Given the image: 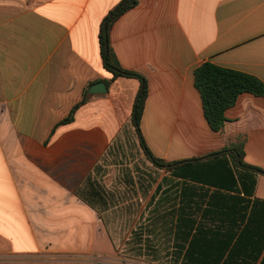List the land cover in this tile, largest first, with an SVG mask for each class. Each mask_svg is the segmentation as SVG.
<instances>
[{"label": "crops", "instance_id": "0c3cea01", "mask_svg": "<svg viewBox=\"0 0 264 264\" xmlns=\"http://www.w3.org/2000/svg\"><path fill=\"white\" fill-rule=\"evenodd\" d=\"M121 1L0 0V264H180L184 215L214 193L264 200V175L230 154L170 170L145 157L140 81L113 78L98 43ZM136 1L108 41L145 80L148 151L171 163L242 142L244 164L264 170V94L241 93L214 132L193 76L208 62L264 84V0Z\"/></svg>", "mask_w": 264, "mask_h": 264}, {"label": "trees", "instance_id": "16d2710c", "mask_svg": "<svg viewBox=\"0 0 264 264\" xmlns=\"http://www.w3.org/2000/svg\"><path fill=\"white\" fill-rule=\"evenodd\" d=\"M136 4V0H122L118 7L107 14L99 29L98 43L103 68L110 72L113 78L131 77L140 81L133 106L132 124L145 157L155 167L170 170L210 157L230 154L237 167L264 175V170L244 164L242 142L231 143L229 147L209 156L171 163L155 158L148 151L139 129L140 117L147 96L145 80L134 72L120 68L108 41L109 29L115 19ZM193 76L205 119L214 132H222L226 122L224 112L234 105L241 93H250L255 96L264 94V84L257 78L220 68L208 62L197 67ZM85 98L84 93L79 104L83 103ZM78 105L71 109L69 115L61 122L62 124L72 120ZM242 187L246 194L251 195L252 190L248 192L245 183ZM201 196L199 202L190 200V205H193L196 210L200 209L198 207L202 205L206 193H201ZM184 216L188 217L182 219L187 229L177 234H179L178 239L183 243H188V246L186 249L184 245L181 246L184 249V255L180 264H264V200L250 201L234 195L214 193L209 197L206 209L201 214L190 212ZM261 255V259L257 262Z\"/></svg>", "mask_w": 264, "mask_h": 264}, {"label": "water", "instance_id": "95a60500", "mask_svg": "<svg viewBox=\"0 0 264 264\" xmlns=\"http://www.w3.org/2000/svg\"><path fill=\"white\" fill-rule=\"evenodd\" d=\"M105 90V86L103 83H98V84H95L94 86H92V88H90V92L91 93H95L96 91H104Z\"/></svg>", "mask_w": 264, "mask_h": 264}, {"label": "rangeland", "instance_id": "374dc122", "mask_svg": "<svg viewBox=\"0 0 264 264\" xmlns=\"http://www.w3.org/2000/svg\"><path fill=\"white\" fill-rule=\"evenodd\" d=\"M137 157V156H136ZM141 170L143 171V172H147V171H149L150 170V172H151V174H153V172H154V169H152V167H149V166H147V165H145L144 163H142V165H141ZM159 175L161 174L160 172H158V171H156ZM160 264V263H159Z\"/></svg>", "mask_w": 264, "mask_h": 264}]
</instances>
